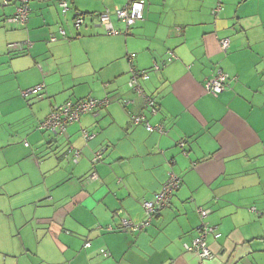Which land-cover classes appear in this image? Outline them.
Instances as JSON below:
<instances>
[{
  "label": "crops",
  "instance_id": "crops-1",
  "mask_svg": "<svg viewBox=\"0 0 264 264\" xmlns=\"http://www.w3.org/2000/svg\"><path fill=\"white\" fill-rule=\"evenodd\" d=\"M60 1L33 0L16 26L14 6L0 0V264H264V0H222L218 15V0H146L131 29L113 17L116 35L96 18L80 29L73 20L127 0H67L66 14ZM170 51L177 59L141 80L158 103L156 115L144 110L148 122L167 129L151 133L130 117L142 100L122 104L136 98L127 55L152 70ZM219 70L234 80L209 94L206 79ZM88 97L110 103L63 134L39 129L56 106ZM170 171L182 179L172 207L140 232L119 229L123 218H145L143 202ZM203 224L221 233L208 237L214 258L204 262L184 248Z\"/></svg>",
  "mask_w": 264,
  "mask_h": 264
},
{
  "label": "built area",
  "instance_id": "built-area-1",
  "mask_svg": "<svg viewBox=\"0 0 264 264\" xmlns=\"http://www.w3.org/2000/svg\"><path fill=\"white\" fill-rule=\"evenodd\" d=\"M32 1L33 0H1V3L3 5H13L15 8L13 15L8 19V21L16 26H26L30 17V5ZM137 5H139V7H137ZM60 6L62 8L63 14H66L69 10L68 1L61 0ZM145 8L146 0H127V3L125 5L120 8H116L115 10L107 7L103 12L89 16H84L81 13L77 12L73 20L74 26L77 29H80L89 18L97 17L99 24L104 28L106 34L116 35L119 34V30L115 26L113 17H116L119 21H121L129 30L137 23L145 19ZM222 9V0H218L215 8L213 9V14L218 15L222 11ZM59 33L61 36L66 35V32L62 27L59 29ZM57 39L58 38L56 36L50 37L51 42H55L57 41ZM25 45H27L28 48H31L33 44L31 41H27L25 43H11L9 44V49H24ZM230 46V38H222L220 40V47L224 52H228ZM127 59L129 60L130 64V79L128 81V86L136 95V98L123 99V106L127 108L129 106L135 105L137 99L142 100L143 112H129L133 124L143 125L145 126L146 130L151 133L158 132L160 134H166L167 129L163 124L158 123L153 125L148 122V118L144 113V110H148L151 114L156 115L159 112V109L156 99L145 92L141 84V80H148L150 78L151 71L161 70L162 66L175 61L177 59V55L173 51H170L169 56L163 62V65L155 64L152 67V70H141L136 68L134 64L135 54H128ZM233 80L234 79L231 78L229 74L223 72L222 70H219L212 78L206 79L205 89L209 94L219 95L231 87V83ZM43 88L44 85L40 84L35 86L34 88L23 91L22 95L27 97L30 94H39ZM109 103V98L98 99L94 97H88L77 101H67L61 105L56 106L51 111V113L40 123L39 129L43 131H49L55 135L63 134L67 131L69 126L79 122L83 115L92 113L98 108L106 106ZM83 136L86 140H89L94 135L87 130H83ZM179 145L184 148L185 142L181 141ZM71 152L73 153L74 162H78V158L80 157L79 150L71 147ZM104 152V149L97 150L93 157L92 163H99L103 158ZM96 178V174H92L89 177L90 180H94ZM181 185V177H179L172 171L168 172L161 189L154 195L152 199L143 202V208L146 214L145 218L140 222H135L130 218H123L119 229H124L131 232H140L149 227L155 215H157L164 209L172 207L173 198L176 192L180 189ZM198 212L200 216L204 218L208 216V214L210 213V209L199 208ZM106 229L108 231L117 230V228H115L113 225L107 226ZM209 236H213L216 239L220 238L221 233L219 232L218 227L206 226L204 224L201 225L198 229L197 236L192 240V242L184 244L185 250L187 252L197 253L202 262L213 259L214 253L208 244ZM87 246H89V243L87 244Z\"/></svg>",
  "mask_w": 264,
  "mask_h": 264
},
{
  "label": "trees",
  "instance_id": "trees-1",
  "mask_svg": "<svg viewBox=\"0 0 264 264\" xmlns=\"http://www.w3.org/2000/svg\"><path fill=\"white\" fill-rule=\"evenodd\" d=\"M79 13H80V12H79ZM81 14L84 15V16L93 15V14H83V13H81ZM137 24H138V23H137ZM137 24H136V25H137ZM136 25H135V26H136Z\"/></svg>",
  "mask_w": 264,
  "mask_h": 264
},
{
  "label": "rangeland",
  "instance_id": "rangeland-1",
  "mask_svg": "<svg viewBox=\"0 0 264 264\" xmlns=\"http://www.w3.org/2000/svg\"><path fill=\"white\" fill-rule=\"evenodd\" d=\"M94 18H96V19H97V17H94Z\"/></svg>",
  "mask_w": 264,
  "mask_h": 264
},
{
  "label": "snow or ice",
  "instance_id": "snow-or-ice-1",
  "mask_svg": "<svg viewBox=\"0 0 264 264\" xmlns=\"http://www.w3.org/2000/svg\"><path fill=\"white\" fill-rule=\"evenodd\" d=\"M137 7H139V5H137Z\"/></svg>",
  "mask_w": 264,
  "mask_h": 264
}]
</instances>
